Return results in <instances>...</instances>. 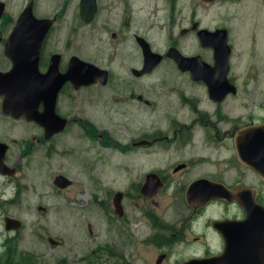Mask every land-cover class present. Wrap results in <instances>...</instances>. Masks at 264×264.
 <instances>
[{"label": "flooded vegetation", "instance_id": "flooded-vegetation-1", "mask_svg": "<svg viewBox=\"0 0 264 264\" xmlns=\"http://www.w3.org/2000/svg\"><path fill=\"white\" fill-rule=\"evenodd\" d=\"M158 1L160 8L154 6L157 0H141L139 6L131 0H60L51 8L53 12L40 17L49 23L35 50L29 48L32 44L22 34L8 44L7 37L20 12L13 21L9 18L8 34L0 33V73L12 71L16 78L23 79L11 82L16 89L14 97L6 98L13 90L0 91V161L5 165L0 177L6 180L0 185L9 182L14 189L11 198L3 197L4 190L0 192L2 264L10 262L11 244L21 226L20 220L9 213L10 206L26 190L18 175L34 156L36 166L45 165L50 152H57L59 142L55 140L70 132L72 126L90 141L105 134L110 152L117 154L114 160L94 162L91 172L85 173L89 189L92 183L94 190L81 194L97 210L91 213L94 217L90 222L83 220L85 230L77 231L79 238L88 237L93 243L91 257L79 260H88L89 264H179L188 259L217 257L215 264H264V131L257 129L264 125V96L253 99L256 87H249L247 82L238 86L229 76V66L227 83L206 82L194 78L189 70H179L166 56L170 49L184 56L198 55L211 65L212 48L204 45L207 40L199 31L224 28L226 35L228 32L224 26H201L195 14L178 18L175 8L181 0H167L168 6ZM209 2L201 0L200 5L206 7ZM140 7L149 9L137 15ZM167 9L169 14H165ZM3 14L4 4L0 23L5 25L9 21ZM155 22L161 24L157 28L164 31L165 41L162 49L156 50L148 37ZM130 38L131 49L120 52L115 47L102 52L105 46L129 42ZM140 39L151 52L160 55V60L149 72L137 75L135 72L144 69ZM185 40L197 49L183 52ZM130 53L138 58L134 67L123 64ZM87 55L90 59L83 58ZM103 56L119 57L120 65L126 66L136 80L163 66L166 69L158 72H178L187 80H155L148 85L117 80L119 91L114 92V82L108 80L112 70L106 67L110 60L101 66L93 59ZM73 58L105 70L106 79L99 80L88 69L83 71ZM165 60L171 64H162ZM69 63L75 65L81 79L60 85L52 111L59 120L64 119V125L55 130L59 122L49 118L50 93L39 97L38 91L28 88L48 85L51 76L56 85ZM34 71L51 74L44 82ZM165 74L159 73L158 78L163 79ZM227 85L232 89L225 91ZM103 87L110 92L99 90ZM236 95L240 111L230 114L226 101ZM40 114L47 115L43 123L35 119ZM114 120L124 121L127 138L117 136L114 140ZM102 121L107 122L108 132L100 129ZM59 174L70 181L60 188L64 192L74 181ZM100 181L107 185L102 194H97L101 188L95 184ZM5 218L17 223L6 222ZM100 239L104 241L101 245Z\"/></svg>", "mask_w": 264, "mask_h": 264}, {"label": "rangeland", "instance_id": "rangeland-1", "mask_svg": "<svg viewBox=\"0 0 264 264\" xmlns=\"http://www.w3.org/2000/svg\"><path fill=\"white\" fill-rule=\"evenodd\" d=\"M4 2V18L9 21L7 24L0 23V33L5 36L10 31V20L13 21L20 12L22 6L28 0H0ZM60 0H33L32 13L36 17H43L46 12H53V7ZM141 0H131V4L139 6ZM155 1V0H153ZM201 0H181L177 4L175 10L179 11L178 18H186L188 15H194V19L200 21L201 26L212 28L214 26H224L227 29V39L230 46V55L228 58V72L229 76L237 82L238 86L244 85L242 82H247L249 87H256L253 94V99L259 96H264V0H210L209 4L204 7L200 5ZM160 2L154 6L161 7ZM168 6V1L163 0L162 4ZM52 8V9H51ZM49 9V10H48ZM148 7H140L137 15L142 10H148ZM169 14V10L165 11ZM0 19L2 20L1 16ZM0 20V22H2ZM155 26L152 32L148 33L155 50L162 49V44L165 43L164 31L161 24L154 23ZM107 39L103 40V44H107ZM133 44L132 39L125 43H114L110 46H105L102 52H107L110 48H117L118 51L124 52L131 49ZM185 48L182 50L186 54L190 53L191 49H197L192 45V42L185 40L183 42ZM89 53V52H87ZM127 55V53H125ZM133 55L130 53V56ZM136 55V54H135ZM138 56V55H137ZM90 59V56L86 57ZM126 58V57H125ZM124 58L123 64L134 67L138 62V58L131 56L128 61ZM94 60L101 66H105V61L109 59L106 56L93 57ZM110 62L106 66L110 70L108 80L113 81L114 92L119 91L116 87L117 80H133L145 83L155 80L163 81H180L187 80L178 72L161 73L158 70H165L166 68L156 69V72L147 75L140 79H134L124 68L120 65L119 57L113 56L109 59ZM162 64L170 65L169 61H162ZM159 73L165 77L158 78ZM101 91H108V88L103 87ZM258 94V95H257ZM238 95L230 97L226 101L227 111L230 114H235L239 110ZM104 100L108 97L105 95ZM116 115V114H113ZM100 117V116H99ZM114 140L117 136L119 138H127V130L125 129L124 121H113ZM116 122V123H115ZM107 128V122H101V130L104 132ZM99 129V131H100ZM100 133V132H99ZM110 136L109 133H106ZM79 131L72 126L70 132L63 135V137L56 139L59 142L56 146L57 152H50L48 161L45 165L36 166V156L33 162L28 164L23 172L18 175L21 179L20 183L26 188L24 194L19 196L18 202L9 208V213L16 219L20 220L21 226L16 231L18 235L14 236L13 244H11V260L7 264H89L88 260H79L80 257L90 258V250L93 243L88 237L79 238L77 231L85 230L84 221H89L94 215L91 213L97 209L90 204L87 196L81 194L82 192H91L93 185L89 183L92 189H89V184L85 179V173H90L94 162L98 164L105 161L114 160L117 154L110 152L109 141L106 140L105 134L103 138L93 137L92 141L84 139ZM62 140V141H61ZM85 144L90 146L85 147ZM64 149V150H61ZM40 161V152L38 153ZM63 173L68 178L73 179L74 184L71 188L64 192L56 187L52 182L54 177ZM6 180L0 177V183ZM102 184V186H101ZM101 191H105L107 185L104 181L95 184ZM4 190V198H11L14 194L13 185L9 182L5 185H0V192ZM22 198V199H21ZM1 230V227H0ZM47 237L59 243L53 244L47 241ZM18 241V243H16ZM100 239L99 244H103ZM182 250L179 249L178 254ZM102 257L106 260V255L102 253ZM0 264H2L0 262ZM102 264H108L107 261H102Z\"/></svg>", "mask_w": 264, "mask_h": 264}, {"label": "water", "instance_id": "water-1", "mask_svg": "<svg viewBox=\"0 0 264 264\" xmlns=\"http://www.w3.org/2000/svg\"><path fill=\"white\" fill-rule=\"evenodd\" d=\"M32 0H29L27 5L23 8V10L18 15L15 25L13 26L12 30L10 31L7 41L8 44L16 35L22 34V37H24L27 41H29L32 45L29 47L30 49H36L38 43L42 40L44 37V34L46 32L47 26L49 21L44 18H36L32 14ZM3 10V2L0 1V16L2 14ZM200 34L203 36L204 40L206 39V43L204 45H208L212 48V57L213 62L211 65L205 63L203 60L200 59L198 55L195 56H184L180 54L176 49H170L166 56L171 58L173 62L176 64L179 70L185 71L189 70L191 75L194 78H200L206 82L210 81H223L227 83L226 73L228 69V56L230 52V47L227 44V35L224 28H217L213 31H208L205 29H202L199 31ZM201 35H199V38L202 40ZM17 37V36H16ZM142 40V55L144 59V69L138 72H135V74H141L145 72H149L152 67H154L157 62L160 60V55L157 53L151 52V50L148 47V44ZM9 47V46H8ZM72 61H75L78 63V65L84 69H88L95 74L98 75L100 80H105V71L102 69H98L97 67L93 66L90 63L80 61L76 58H73ZM77 68H75V65L72 63H69L67 66L66 71L63 74H59L58 83L56 85L52 84V76L50 77L49 84H44V86L40 87H31L28 88V90L33 91L36 90L39 92V97H41L43 94L45 96L46 92H49V118L51 120L57 119L55 122H59V128H54L55 130H60L64 125V119H58L59 117L53 114V104L55 95L60 87V85L66 81L69 80L70 82H75L80 80L81 78L77 77ZM34 75L38 76V79H43L44 82H46V78L48 74H51V71L45 74H38L36 71H34ZM31 73V72H30ZM12 74V71H8L7 73H0V91L1 89H7V91H12L14 88V85L11 83L13 81H22V78H16L15 75ZM13 78V79H12ZM88 80V79H85ZM21 83V82H20ZM86 83V82H84ZM212 83V82H211ZM53 85V86H52ZM20 86V85H19ZM7 87V88H6ZM210 87V85H208ZM20 88V87H18ZM23 87H21V90ZM232 89V85H227L225 88V91H228ZM16 90V89H15ZM12 94L7 93L9 95H5L6 98H12L14 97V91ZM41 99V98H40ZM12 100V99H11ZM29 115V114H28ZM47 115H36V118L40 123H43L45 120V117ZM59 120V121H58ZM258 130L264 131V125H261L257 127ZM264 135V134H263ZM260 136V135H259ZM263 137V136H262ZM264 137L262 138V143ZM1 146H4L1 144ZM0 152L3 154V149H0ZM1 154V157H2ZM3 168H5V165L0 161V171H3ZM69 180L65 178L64 176L57 174L53 179V184L57 186L58 188H63L66 185L69 184ZM6 222H15L16 220L12 218H5ZM17 226V224H15ZM9 227V226H7ZM12 227H14L12 225ZM50 243H55L51 238H49ZM217 261V257H206V258H198V259H188L187 261H184L179 264H215Z\"/></svg>", "mask_w": 264, "mask_h": 264}]
</instances>
